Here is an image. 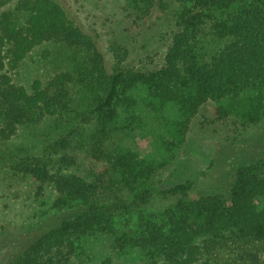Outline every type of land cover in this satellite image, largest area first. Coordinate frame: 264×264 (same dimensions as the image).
Segmentation results:
<instances>
[{"label":"trees","instance_id":"1","mask_svg":"<svg viewBox=\"0 0 264 264\" xmlns=\"http://www.w3.org/2000/svg\"><path fill=\"white\" fill-rule=\"evenodd\" d=\"M12 1L0 0V8L12 3L0 12V142L67 113H75L68 122L78 119L91 128L85 135V127L71 123L49 141L46 153L15 162L57 196L38 236L28 237L9 264L84 262L83 255H94L83 241L97 234L109 237L112 254L103 264L122 263L126 255L133 256L128 264H264V152L234 167L226 192L194 197L196 181L187 180L163 190L167 205L149 211L153 187L139 185L161 177L168 162L148 163L110 141L120 111L136 106L130 91L138 87L153 107H177L183 141L198 120L202 126L194 130L213 139L218 130L205 126L226 123L230 112L219 105L216 120L200 119L202 107L247 92V121H264V0H175L182 6L155 32L154 44H144L145 55L112 44L116 65L110 74L93 38L58 2ZM134 3L156 20L169 9L167 0ZM43 43L62 47L60 70L29 88L17 85L8 67L17 68ZM80 96L89 109L75 105ZM83 146L91 161L104 166L90 178L68 170L78 164L72 151ZM135 190L132 200L123 197ZM134 212L136 220L119 229L118 217Z\"/></svg>","mask_w":264,"mask_h":264},{"label":"rangeland","instance_id":"2","mask_svg":"<svg viewBox=\"0 0 264 264\" xmlns=\"http://www.w3.org/2000/svg\"><path fill=\"white\" fill-rule=\"evenodd\" d=\"M16 1L18 0L12 2ZM55 1L65 9L76 26L93 38L104 57L109 74L116 65L113 43L132 50V53L140 52L141 56L145 55L144 44L151 47L156 39L155 32L169 23L182 6L175 0H167L169 9L160 13L161 18L156 20L150 15L143 16L134 0ZM11 5L12 3L3 6L0 12ZM61 48L49 43L36 46L17 68L8 67L13 81L27 88L36 78L46 81L60 70L59 65L64 59ZM130 94L136 99V106L128 111H120L118 119L111 125L113 135L111 134L110 141L135 151L148 163L168 162L161 177L139 185V190L153 187V200L149 211H157L167 205L163 190L187 180L196 181L192 194L194 197L204 192H226L234 167L242 160L251 161L250 158L264 152V132H261L264 121L250 123L244 115L249 92L236 98L205 104L201 109L200 119L206 115L216 120L217 107L224 105L230 112L228 120L223 124L216 121L213 125L205 126L206 129L218 130L213 139L204 138L194 130L202 126L198 120L184 141L178 133L181 114L175 105L153 107L143 87L131 90ZM78 104L81 110L90 108L88 101L81 96L75 103L76 106ZM73 115L75 113H67L62 120L46 119L42 123L22 127L12 139L0 142V264H9L28 237L33 239L38 236L48 214L53 211L51 206L57 196L48 184L40 188V183L16 168L15 162L26 155L46 153L45 147L49 141L59 131L70 130L71 123L74 127H85L86 135L91 125L79 124L78 119L68 122ZM76 151L78 164L70 167L69 171H76L90 178L103 170L102 164L91 161L85 153V146L73 150L72 153L75 154ZM212 160L215 165L210 167ZM136 192L139 191H125L123 197L132 200ZM130 214L123 213L118 217L119 229L128 220H136L138 215L135 212ZM108 239V236L101 234L86 237L83 241L85 250L93 254L94 258L85 260L86 256L83 255L84 262L77 260L75 263L103 264V259L112 254ZM126 260L133 261V256L126 255L119 264H128Z\"/></svg>","mask_w":264,"mask_h":264}]
</instances>
